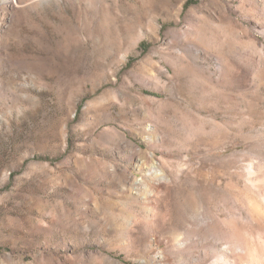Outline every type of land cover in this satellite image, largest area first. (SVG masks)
<instances>
[{"label": "rangeland", "instance_id": "obj_1", "mask_svg": "<svg viewBox=\"0 0 264 264\" xmlns=\"http://www.w3.org/2000/svg\"><path fill=\"white\" fill-rule=\"evenodd\" d=\"M0 264H264V0H0Z\"/></svg>", "mask_w": 264, "mask_h": 264}]
</instances>
